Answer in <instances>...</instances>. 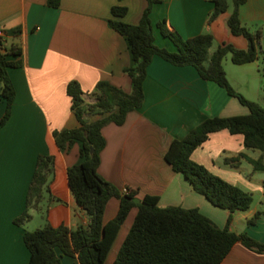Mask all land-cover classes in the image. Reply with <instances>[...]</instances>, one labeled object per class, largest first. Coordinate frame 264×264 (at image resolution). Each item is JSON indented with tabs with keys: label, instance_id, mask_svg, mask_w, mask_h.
<instances>
[{
	"label": "crops",
	"instance_id": "1",
	"mask_svg": "<svg viewBox=\"0 0 264 264\" xmlns=\"http://www.w3.org/2000/svg\"><path fill=\"white\" fill-rule=\"evenodd\" d=\"M0 0V30L6 49L20 48L19 56L8 57L19 67L7 73L15 90L10 118L0 129V264H28L29 252L23 236L27 231L46 226H64L70 230L86 227L88 217L77 206L70 191L67 171L82 162L81 143L74 141L60 149L53 134L79 127L66 94L69 82H77L85 104H94L95 86L106 82L126 94L131 80L125 73L132 67L130 46L125 37L110 28V10L114 6L127 9L120 19L137 25L146 8L145 0ZM231 1V0H230ZM214 10L210 0H160L153 6L150 21L155 44L176 52L173 43L164 38L157 24L183 40L207 33L213 36L212 54L219 46L231 45L247 49V41L233 36L226 27L228 10L212 23ZM239 20L251 33L262 36L259 59L237 66L228 54L222 61L227 80L235 92L263 106L251 91L253 80L264 75V0H245L239 8ZM262 70V71H261ZM144 102L140 109L127 114L121 126L109 124L102 129L105 148L100 155L99 175L122 191L129 188L141 201L144 196L158 198L161 208L196 209L217 227L227 226L229 212L211 205L197 194L185 177L175 173L164 159L173 140L186 135L211 118L246 116L249 110L236 98L212 82L203 80L192 67H176L154 57L146 70L143 83ZM264 102V101H263ZM5 103L0 98V119ZM100 117L94 116L90 121ZM241 136L228 131L211 134L191 155V160L215 176L258 196L264 202V172H254L239 158L252 160L258 151L244 149ZM39 156L53 159L43 198L37 209L29 211L23 226L14 224L26 210V199ZM236 160V161H235ZM258 204V205H259ZM119 200L108 201L103 222L115 218ZM258 207L232 215L230 231L244 233L264 244V219L255 225L248 221ZM137 209H132L120 227L104 264H114L117 254L132 227ZM62 264H80L77 258L62 255ZM221 264H264V254H257L240 243L234 245Z\"/></svg>",
	"mask_w": 264,
	"mask_h": 264
},
{
	"label": "trees",
	"instance_id": "2",
	"mask_svg": "<svg viewBox=\"0 0 264 264\" xmlns=\"http://www.w3.org/2000/svg\"><path fill=\"white\" fill-rule=\"evenodd\" d=\"M145 1L146 8L137 25H129L120 20L127 13V9L122 6L111 8L112 18L108 21L110 28L125 37L130 46L133 65L125 71L131 80L130 93L126 94L106 82H100L95 86L96 102L85 104L79 84L69 82L66 94L70 98L71 111L79 127L53 134L60 149L67 148L74 141L81 143L82 162L68 169L67 180L77 206L88 217L89 223L86 227L75 230L64 226H46L25 232L23 241L30 255L28 264H62L56 250L64 256L77 258L80 264H104L116 234L134 208L137 209L136 217L114 264H221L238 243L252 252L264 254L263 243L229 229L234 213L250 209L252 195L191 160L192 153L211 134L226 130L232 136L242 137L244 149L260 153L257 160L243 154L239 158L245 159L254 172H264V108L235 92L222 66V61L228 54L231 55V62L237 66L258 60L262 54L261 33H251L239 20V8L245 0H231L232 11L226 20V27L233 36L247 41L246 50L222 45L210 54L214 41L212 35L204 33L183 40L161 22L157 24L160 34L176 47V52H169L155 44L150 21L152 8L160 0ZM210 2L213 3L214 10L209 16L208 24L228 10V0ZM48 4L54 7L58 5L56 0H48ZM20 54V48L6 49L3 38H0V98L5 103L0 129L10 118L15 99V90L7 71L9 68L19 67L18 62L8 61L7 58ZM154 57L176 67L194 68L203 80L216 84L249 110L246 116L205 120L182 140H173L164 156L172 170L183 175L197 194L214 207L229 212L227 226L223 229L196 209L161 208L157 197L144 196L136 204L133 201L137 199L135 191L126 188L127 193L124 194L98 173L100 155L106 145L102 129L109 124L123 125L128 113L142 107L146 70ZM94 116L100 118L90 121ZM52 165V157H38L27 193L26 210L14 220L15 225L23 226L30 219L29 211L38 208ZM112 198L119 200V209L113 220L104 223L105 207ZM260 219H264V202L248 224L255 225Z\"/></svg>",
	"mask_w": 264,
	"mask_h": 264
},
{
	"label": "rangeland",
	"instance_id": "3",
	"mask_svg": "<svg viewBox=\"0 0 264 264\" xmlns=\"http://www.w3.org/2000/svg\"><path fill=\"white\" fill-rule=\"evenodd\" d=\"M231 11H232V2L229 0V10H228V13H231ZM215 47H216V45L213 46V50L215 49ZM251 87H253V90L251 89V91H252V93L254 95H256L257 99H264V75H263V73H261L260 76L255 77V79L253 80V85ZM238 93L240 95H242L240 92H238ZM260 101H262V103H263V106L262 107L264 108V102H263L264 100H260ZM252 198H253V202H252L251 207L252 208L258 207V209H260L261 208V204H259V201L260 200H259L258 196H254Z\"/></svg>",
	"mask_w": 264,
	"mask_h": 264
},
{
	"label": "built area",
	"instance_id": "4",
	"mask_svg": "<svg viewBox=\"0 0 264 264\" xmlns=\"http://www.w3.org/2000/svg\"><path fill=\"white\" fill-rule=\"evenodd\" d=\"M0 38H3V33H2V31L0 30ZM122 193H127V190H126V188H124L123 190H122Z\"/></svg>",
	"mask_w": 264,
	"mask_h": 264
},
{
	"label": "water",
	"instance_id": "5",
	"mask_svg": "<svg viewBox=\"0 0 264 264\" xmlns=\"http://www.w3.org/2000/svg\"><path fill=\"white\" fill-rule=\"evenodd\" d=\"M136 204H139L140 203V200H138V199H134L133 200Z\"/></svg>",
	"mask_w": 264,
	"mask_h": 264
}]
</instances>
